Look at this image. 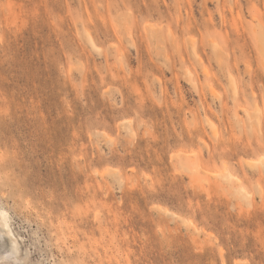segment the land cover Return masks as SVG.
<instances>
[{
    "label": "rangeland",
    "instance_id": "1",
    "mask_svg": "<svg viewBox=\"0 0 264 264\" xmlns=\"http://www.w3.org/2000/svg\"><path fill=\"white\" fill-rule=\"evenodd\" d=\"M0 264H264V0H0Z\"/></svg>",
    "mask_w": 264,
    "mask_h": 264
},
{
    "label": "bare ground",
    "instance_id": "2",
    "mask_svg": "<svg viewBox=\"0 0 264 264\" xmlns=\"http://www.w3.org/2000/svg\"><path fill=\"white\" fill-rule=\"evenodd\" d=\"M254 163V162H253Z\"/></svg>",
    "mask_w": 264,
    "mask_h": 264
}]
</instances>
